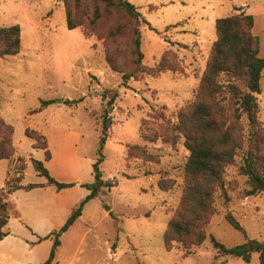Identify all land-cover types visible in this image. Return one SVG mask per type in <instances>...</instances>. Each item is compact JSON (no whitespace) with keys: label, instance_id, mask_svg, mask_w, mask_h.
I'll return each mask as SVG.
<instances>
[{"label":"rangeland","instance_id":"rangeland-1","mask_svg":"<svg viewBox=\"0 0 264 264\" xmlns=\"http://www.w3.org/2000/svg\"><path fill=\"white\" fill-rule=\"evenodd\" d=\"M67 1L73 3L0 0V29L19 25L22 31L21 53L0 59V116L15 127L14 140L26 158L45 162V152L33 148L26 130L47 137L55 154L49 171L71 179L75 189L70 197L75 194L84 200L90 193L76 186L94 182L93 166L101 158L102 116L107 106L102 94L119 92L100 166L106 185L62 236L57 264H248L220 256L211 241L214 237L233 248L251 239L264 240V194L243 197L248 187L247 178L239 174L240 158L227 169L232 199L217 201L205 243L190 253L180 245L167 251L164 234L179 208L190 157L175 127L179 112L199 88L217 39L216 21L240 11L253 15L254 33L261 42L259 56L264 59V0H128L142 15L145 69L127 86L106 59L108 55L123 65L129 58L127 37L106 41L109 27L125 19H104L95 26L86 21L70 31ZM93 3L83 0L81 12L92 15ZM163 60L175 72L157 77L156 67ZM258 98L264 126V72ZM50 100L59 102L42 109V102ZM64 100L81 101L69 106ZM165 175L174 184L169 191L158 186ZM2 178L7 176L0 165ZM24 182L46 180L29 163ZM228 214L245 234L228 222ZM47 240L45 247L53 242ZM114 244L115 251H109ZM250 264H260L258 254Z\"/></svg>","mask_w":264,"mask_h":264},{"label":"trees","instance_id":"trees-1","mask_svg":"<svg viewBox=\"0 0 264 264\" xmlns=\"http://www.w3.org/2000/svg\"><path fill=\"white\" fill-rule=\"evenodd\" d=\"M83 0L67 1V28L74 31L91 26L104 19H125L110 26L106 41L129 39V58L124 64H117L108 55L106 57L112 71L122 75L123 85L132 79H138L144 66L140 24L142 15L128 0H93L92 15L81 12ZM255 18L240 11L216 21L217 39L214 42L204 75L193 101L179 112L175 131L185 140L190 152L184 171L182 194L179 208L169 222L164 234L167 251L175 245L182 246L188 253L201 247L209 238L207 228L216 213V203L231 201L230 185L226 180L227 169L239 162V174L247 178V190L244 198L264 194V126L261 122L260 102L264 59L260 58V38L254 33ZM22 31L19 25L0 29V59L14 57L21 53ZM160 76L166 71L175 72V67L163 60L156 67ZM107 106L103 111V137L98 154L101 158L94 164V182L82 184L90 194L73 209L66 224L40 241L52 239L53 247L44 264H54L62 246V236L82 217L86 204L97 198L105 187L100 169L103 162V150L109 131L113 125L111 110L119 98L117 90H105L102 94ZM81 101V100H80ZM80 101L64 100L65 105H74ZM58 100L42 102V109L58 103ZM26 136L31 139L35 150L45 152V162L52 160L47 137L38 130L27 129ZM15 127L0 116V161L9 162L5 185L0 189V241L11 235L10 221L15 213L12 196L18 191L30 192L38 188L56 187L58 191L75 187V184L61 183L56 180L44 161L19 154L15 142ZM31 163L36 174L46 180L44 184H24L28 165ZM162 191H169L174 184L161 177L158 183ZM228 222L239 232L244 228L232 214L227 215ZM214 249L222 257L241 259L250 264L254 254L259 255L260 264H264V240H248L246 243L228 248L211 237ZM113 245V250L116 249Z\"/></svg>","mask_w":264,"mask_h":264},{"label":"crops","instance_id":"crops-1","mask_svg":"<svg viewBox=\"0 0 264 264\" xmlns=\"http://www.w3.org/2000/svg\"><path fill=\"white\" fill-rule=\"evenodd\" d=\"M53 158H55V154H52V161L45 162L48 169L54 162ZM0 165L3 174L6 172L7 176L9 162L2 160ZM52 175L61 183L72 184L67 175H58L53 172ZM5 181L6 178L0 180V189L4 187ZM24 184L27 185L25 182ZM81 185L82 183H79L76 187L81 188ZM74 189L75 187L58 191L56 187L52 186L34 189L30 192L18 191L12 196L17 215H14L10 221L11 235L0 241V264H44L47 261L53 242L51 241L45 247L48 240H40L54 231H59L66 224L74 207L81 200L80 198L76 199L75 194L70 197ZM19 200H21L20 204H17ZM109 251H115L113 246ZM58 261L59 258L54 264H57Z\"/></svg>","mask_w":264,"mask_h":264}]
</instances>
